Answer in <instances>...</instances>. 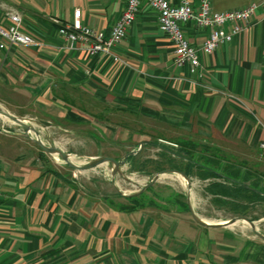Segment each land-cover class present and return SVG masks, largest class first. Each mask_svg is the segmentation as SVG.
I'll return each instance as SVG.
<instances>
[{"label": "crops", "instance_id": "crops-1", "mask_svg": "<svg viewBox=\"0 0 264 264\" xmlns=\"http://www.w3.org/2000/svg\"><path fill=\"white\" fill-rule=\"evenodd\" d=\"M125 1L0 0V29H7L6 13L16 11L33 40L0 47V105L20 115L43 104L64 121L99 130L97 122L117 140V151L130 156L156 144L144 139L154 130L142 132L139 122L259 149L264 0H212L215 11L258 6L230 42L199 54L196 73L173 65L172 45L145 2L111 54H86L50 19L71 21L79 9L82 24L107 32ZM180 26L195 46L208 34L191 23ZM106 121L117 122L116 128ZM39 157L18 132L0 133V264H264V239L256 233L232 224L201 225L173 196L161 200L176 206L169 209L160 199L83 187L44 168Z\"/></svg>", "mask_w": 264, "mask_h": 264}, {"label": "rangeland", "instance_id": "rangeland-1", "mask_svg": "<svg viewBox=\"0 0 264 264\" xmlns=\"http://www.w3.org/2000/svg\"><path fill=\"white\" fill-rule=\"evenodd\" d=\"M215 1L232 3V0ZM41 102L46 103L45 101ZM49 108L48 105L42 104L38 106V112L35 111V108L29 107L23 108L20 115L12 114L23 119L24 123L32 127L35 132L25 131L22 126L0 114V133L11 135L13 132H18L20 137L24 138L26 145L32 147L36 157H38L39 151L43 152L38 161H41L44 168L57 169L64 176L73 177L83 187L85 183H89L88 185L91 187H99L98 189L106 195H117L120 192L126 195L137 191L134 195L148 196L155 201L160 199L158 204L165 205L169 209L176 206L172 203L161 204V200L165 199L167 195L173 196L174 200L179 201L182 209L190 213L189 208L191 207L199 217L206 221L217 223L232 217L245 216L254 222L259 232L264 233V200L246 201L224 197L218 202L206 191V186L210 181L219 178L201 179L196 168L193 167L190 168L191 175L188 183L179 174L164 171L175 166L181 169L187 168L186 155L200 162L208 157L214 160V163L220 161L226 165H240L252 174V178H257L259 184L264 186V151L262 149L250 152L242 146L227 141H215L205 138L203 135L179 132L176 129H172V132L168 134L158 125L139 122L142 132L147 127L154 130L151 134L144 136V139H149L148 141L156 144L146 146L138 154L123 158L124 153L117 151V140L109 137L110 131L104 129V126L95 122L93 125L100 127L98 130L93 126H85L87 123L84 122H67L60 116L52 114ZM0 109L8 112L2 105H0ZM102 124L113 127L111 128L113 130L117 126L115 121H106ZM35 137L43 144L55 146L67 153L68 159L76 165H84L92 157L99 155L122 159L123 162L119 166L120 173L112 174V165L109 162H101L88 169L70 167L58 154L42 151L35 143ZM159 167L163 169L157 171ZM155 173H158L157 179L140 189ZM186 195L187 203L185 202ZM232 225L251 234L255 233L250 224L243 219L236 220Z\"/></svg>", "mask_w": 264, "mask_h": 264}, {"label": "built area", "instance_id": "built-area-1", "mask_svg": "<svg viewBox=\"0 0 264 264\" xmlns=\"http://www.w3.org/2000/svg\"><path fill=\"white\" fill-rule=\"evenodd\" d=\"M141 2L156 12L157 25L167 34L172 45L173 65L187 66L191 73H196L200 66L199 54H211L219 45L230 42L234 35L247 27L258 6L256 2H250L239 9L215 11L212 0H198V3L195 0H176L175 3L170 0H126L120 15L107 32L82 24L79 9L73 10L71 21L56 17L50 19L69 44L82 43L86 54H111L112 48L124 37L126 27L134 19ZM6 14L9 23L6 30L0 29L3 39L0 47L31 43L32 37L21 27L19 14L16 11ZM182 23L208 28V34L199 46L191 44L185 37L180 26ZM259 147L264 150V138L260 140Z\"/></svg>", "mask_w": 264, "mask_h": 264}, {"label": "trees", "instance_id": "trees-1", "mask_svg": "<svg viewBox=\"0 0 264 264\" xmlns=\"http://www.w3.org/2000/svg\"><path fill=\"white\" fill-rule=\"evenodd\" d=\"M42 154L43 152L39 151V155L41 156ZM185 157L188 161L187 168L181 169L176 166L173 168L185 172L189 177L191 175L190 168L195 167L201 179L209 177L219 178L210 181L206 186V191L214 197L215 201L219 202L224 197H233L234 199L246 201L264 200V186L260 185L258 179L252 178V174L248 170H244L240 165H226L220 161L214 163V160L208 157L202 160L204 162H200L188 155ZM162 169V167H159L157 171Z\"/></svg>", "mask_w": 264, "mask_h": 264}, {"label": "water", "instance_id": "water-1", "mask_svg": "<svg viewBox=\"0 0 264 264\" xmlns=\"http://www.w3.org/2000/svg\"><path fill=\"white\" fill-rule=\"evenodd\" d=\"M0 114L3 115V116H5V117H7V118H9L11 121H13V122L19 124L20 126H22V128H23L25 131H30V130H31V131L35 132V130H34L32 127H30L29 125H27V124L24 123V120H23V119L18 118V117H16V116H14V115H12V114H10V113H8V112L2 110V109H0ZM34 141H35V143L40 147V149H41L42 151H44L45 153H49V154H51V153H56V154H58L59 157H60V158H61V159H62V160L68 165V166L73 167V168H75V169H88V168H92V167L96 166L97 164H99V163H101V162H109V163L112 165V174H114V173H116V172H117V173H120V169H119L120 167H119V166H120L121 163L123 162L122 159H115V158H113V157H111V156H107V155H99V156L92 157V158L90 159V161L87 162V163L84 164V165H76V164L72 163V162L68 159V158H69V155H68L67 153L63 152L61 149H59V148H57V147H55V146H48V145H45V144H43V143L41 142V140H39L37 137H35ZM128 154H131V152L125 153L124 156H123V158H125ZM164 171H166V172H170V173H177V174H179L182 178L186 179L188 183L190 182V181H189V177H188L184 172H182V171H180V170H177V169H175V168H168V169H165ZM157 177H158V173H155V174L149 179L148 183H146L145 185H143L142 187H140V189H142V188L148 186L149 184H151L153 181H155V180L157 179ZM120 193H121V192H120ZM134 193H137V191H136V192H133V193H131V194H134ZM189 210H190V213H191L193 219H194L197 223H199V224H201V225H226V224H232V223H234V222H235L236 220H238V219H243V220L247 221V222L250 224V227L254 230V232H255L259 237H261V238L264 239V233L259 232V231L256 229V227H255V225H254V222L251 221V220H248L245 216H236V217H232V218H230V219H228V220H225V221H222V222L212 223V222L206 221V220L202 219L201 217H199V216L194 212V210H193L191 207L189 208Z\"/></svg>", "mask_w": 264, "mask_h": 264}, {"label": "bare ground", "instance_id": "bare-ground-1", "mask_svg": "<svg viewBox=\"0 0 264 264\" xmlns=\"http://www.w3.org/2000/svg\"><path fill=\"white\" fill-rule=\"evenodd\" d=\"M79 160V159H78ZM73 161V160H72ZM79 162V161H78ZM175 175V174H174ZM131 180V179H130ZM135 183V182H134ZM208 220V219H207ZM240 221V220H239ZM241 223V222H240ZM245 223V222H244Z\"/></svg>", "mask_w": 264, "mask_h": 264}]
</instances>
